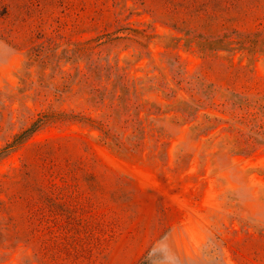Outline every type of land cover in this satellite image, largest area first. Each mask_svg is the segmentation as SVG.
Instances as JSON below:
<instances>
[{"label":"rangeland","instance_id":"obj_1","mask_svg":"<svg viewBox=\"0 0 264 264\" xmlns=\"http://www.w3.org/2000/svg\"><path fill=\"white\" fill-rule=\"evenodd\" d=\"M0 264H264V0H0Z\"/></svg>","mask_w":264,"mask_h":264},{"label":"trees","instance_id":"obj_2","mask_svg":"<svg viewBox=\"0 0 264 264\" xmlns=\"http://www.w3.org/2000/svg\"><path fill=\"white\" fill-rule=\"evenodd\" d=\"M33 130H34V128L30 129V130L27 131L25 134H23L22 137H26V136L29 135Z\"/></svg>","mask_w":264,"mask_h":264}]
</instances>
